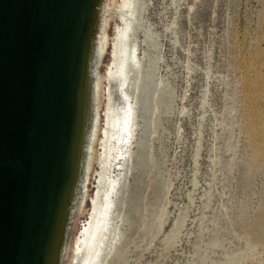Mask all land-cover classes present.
Instances as JSON below:
<instances>
[{
    "label": "rangeland",
    "instance_id": "rangeland-1",
    "mask_svg": "<svg viewBox=\"0 0 264 264\" xmlns=\"http://www.w3.org/2000/svg\"><path fill=\"white\" fill-rule=\"evenodd\" d=\"M114 2L118 12L135 9V60L119 83L125 23L111 13L97 62L108 3L100 0L57 264L73 263L79 235L74 264H264V0ZM118 92L133 112L122 135Z\"/></svg>",
    "mask_w": 264,
    "mask_h": 264
},
{
    "label": "water",
    "instance_id": "water-1",
    "mask_svg": "<svg viewBox=\"0 0 264 264\" xmlns=\"http://www.w3.org/2000/svg\"><path fill=\"white\" fill-rule=\"evenodd\" d=\"M92 1L0 0V264L42 263Z\"/></svg>",
    "mask_w": 264,
    "mask_h": 264
},
{
    "label": "bare ground",
    "instance_id": "bare-ground-1",
    "mask_svg": "<svg viewBox=\"0 0 264 264\" xmlns=\"http://www.w3.org/2000/svg\"><path fill=\"white\" fill-rule=\"evenodd\" d=\"M114 1L115 0H108L106 7L102 9L107 17L103 19L104 20L103 28H102L101 34L99 36L98 42L95 47V57L98 60L96 61L99 62V59L101 58V56L104 54V52L108 50L109 40L106 35L107 20H108V17H110L111 13H115L125 23V29L123 31V36H122V42H123L122 54H123L124 59L121 64V68L119 69V73H121L123 77L121 79L120 78L118 79L119 83L122 84L123 82L124 84L125 82H127L128 76L130 75V72H129L131 69L130 66L134 64V60H135L134 55H135L136 47H135L134 36H133V33L135 31V27H134L135 9L129 8V9H125L124 11L118 12L116 9V4L118 1L116 3ZM92 2H93V8L90 14V20L87 24L88 32L86 33V38H85V41L82 47H80L77 52V60H78L79 66H77L76 72H75L76 88H75V93H74L72 118L70 120L71 124H70V129H69V134H68V160L66 161L64 165V173H63L64 177H63L62 186H60V190H59L60 196L57 198V200H55L52 206L48 236H47L46 245L44 247V256H43V259L41 260L42 262L41 264H57L60 240L63 234V226H64L65 218L69 215L70 205H71L70 203L73 199V195L75 191V182H76V177H77L78 169L80 165V156H81V149L83 145V137L85 135V130L87 127L86 122L88 119L87 112H86V106H85V102H86L85 93H86V80L88 76L87 68H88V62H89L88 60L89 59V32H90V29L94 26V23L96 22L97 11L99 9L98 4L100 0H93ZM92 65H91V69H92ZM102 78L103 77L97 76L96 80H93L91 82L93 84L92 93L95 97L94 98L95 107L93 108V112L95 114L92 118L91 131L87 133L85 145L83 146L85 148H88V145H86L87 141H91V137L95 136L97 132L96 130L98 129V113H96V111L98 109L99 102H100V93L102 90L101 89ZM106 95L107 93L104 94L105 100H106ZM113 106H114L115 130L117 131L118 135L119 134L122 135L126 131V129L128 130L130 128L129 122L131 121V115L133 114V112H130L128 108L124 105V100L120 92L116 93L115 96L113 97ZM89 120L91 121L90 118ZM100 159L101 158L99 157L98 162H100ZM80 167H81V170L84 169L82 162H81ZM85 168L87 169V166ZM66 170L68 171L67 176L65 175ZM80 236L81 235H79L74 241V245L72 249V259H73L72 264L75 263V260L77 258L75 254H76V248L78 244L80 243Z\"/></svg>",
    "mask_w": 264,
    "mask_h": 264
}]
</instances>
